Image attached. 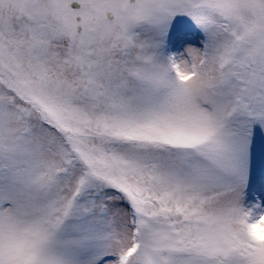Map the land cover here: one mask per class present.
<instances>
[{
  "label": "snow or ice",
  "instance_id": "6c2138e0",
  "mask_svg": "<svg viewBox=\"0 0 264 264\" xmlns=\"http://www.w3.org/2000/svg\"><path fill=\"white\" fill-rule=\"evenodd\" d=\"M0 264H264V0H0Z\"/></svg>",
  "mask_w": 264,
  "mask_h": 264
}]
</instances>
